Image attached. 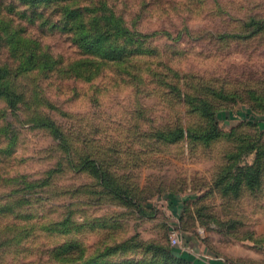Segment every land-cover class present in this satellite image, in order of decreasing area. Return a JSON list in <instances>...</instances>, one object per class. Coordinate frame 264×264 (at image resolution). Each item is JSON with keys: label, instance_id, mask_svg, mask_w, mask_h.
Returning <instances> with one entry per match:
<instances>
[{"label": "rangeland", "instance_id": "obj_1", "mask_svg": "<svg viewBox=\"0 0 264 264\" xmlns=\"http://www.w3.org/2000/svg\"><path fill=\"white\" fill-rule=\"evenodd\" d=\"M104 1L149 34L151 55L128 70L87 54L71 76L81 50L22 20L63 71L12 78L16 105L0 97V264H180L264 247V175L238 196L218 183L264 143V0ZM177 125L178 141L159 134Z\"/></svg>", "mask_w": 264, "mask_h": 264}, {"label": "trees", "instance_id": "obj_2", "mask_svg": "<svg viewBox=\"0 0 264 264\" xmlns=\"http://www.w3.org/2000/svg\"><path fill=\"white\" fill-rule=\"evenodd\" d=\"M13 11H17L20 19L13 18ZM23 19L31 22L41 20L52 29L68 36L81 50V58L73 60L68 66L70 69L67 73L71 76L81 77L85 60L83 56L87 54L116 62L117 67L128 70L127 64L133 59H144L143 57L152 53L146 39L149 34L130 29L125 18L110 8L104 0H9L6 4L4 0H0V97L6 98L10 105H16L18 98L15 86L11 84L12 78H19L34 71H63L62 61H59L39 39L27 34V29L22 24ZM4 51L7 58H4ZM93 67H96V63ZM41 122H46L44 124L47 126L52 124L51 121ZM159 134L170 142L178 141L185 135L184 129L179 125L173 130ZM257 142V145H250L247 152L256 150L258 161L253 165L240 166L239 175H232V181H228L221 172L218 183L225 184L224 191H232L238 196L240 186L247 185L253 189L261 184L264 175V143L261 139ZM83 159L89 166L92 164V172L96 176L105 178L100 176L104 171L97 167L95 162L89 163L87 157ZM230 159H233V156H230ZM228 170L232 172L231 168ZM104 175L108 176V173ZM105 185L113 192H119L114 186ZM173 249L174 246L171 249L172 255ZM173 258H177L180 264H203L197 259L183 257L178 253Z\"/></svg>", "mask_w": 264, "mask_h": 264}, {"label": "crops", "instance_id": "obj_3", "mask_svg": "<svg viewBox=\"0 0 264 264\" xmlns=\"http://www.w3.org/2000/svg\"><path fill=\"white\" fill-rule=\"evenodd\" d=\"M206 254L210 259H203L200 255ZM232 260L225 259L219 253L210 252L207 253L205 249H201L196 254V259L203 264H264V247H257L248 253L231 252ZM245 258V259H243ZM242 259V260H241Z\"/></svg>", "mask_w": 264, "mask_h": 264}, {"label": "built area", "instance_id": "obj_4", "mask_svg": "<svg viewBox=\"0 0 264 264\" xmlns=\"http://www.w3.org/2000/svg\"><path fill=\"white\" fill-rule=\"evenodd\" d=\"M169 239L170 242L173 246L175 245H180L181 239H180V235L178 233V230L176 228H171L169 231ZM203 259H210V257L206 254H202L200 255Z\"/></svg>", "mask_w": 264, "mask_h": 264}]
</instances>
